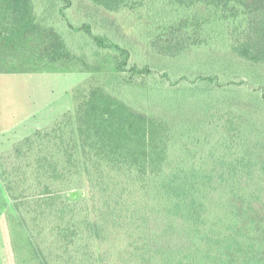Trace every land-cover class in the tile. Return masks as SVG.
Masks as SVG:
<instances>
[{"label": "trees", "instance_id": "16d2710c", "mask_svg": "<svg viewBox=\"0 0 264 264\" xmlns=\"http://www.w3.org/2000/svg\"><path fill=\"white\" fill-rule=\"evenodd\" d=\"M61 1L59 15L66 18L73 1ZM86 2L124 21L128 32L129 20L156 26L151 25L156 32L150 45L140 38L142 55L152 47L174 56L214 43V29L222 25L235 56L264 63V0ZM147 7L156 9L154 16L141 13ZM39 18L34 0H0V73L99 76L106 64L96 57L121 51L125 59L104 81L93 78L84 85L74 112H63L2 156L13 199L9 210L35 250L33 258L13 264H264V132L261 123L262 129L256 122L250 126L248 104L211 108L207 131L196 130L189 138L160 116L145 113V106H130L110 83L116 80L120 89V81L126 86L159 79L204 81L208 90L233 84L236 93L248 94L253 88L246 78L211 72L170 79L167 69L141 63L87 23H69L92 38L91 52H75ZM173 139L210 146L178 142L176 151ZM197 151L205 157L198 160ZM84 180L90 196L74 198Z\"/></svg>", "mask_w": 264, "mask_h": 264}, {"label": "rangeland", "instance_id": "374dc122", "mask_svg": "<svg viewBox=\"0 0 264 264\" xmlns=\"http://www.w3.org/2000/svg\"><path fill=\"white\" fill-rule=\"evenodd\" d=\"M72 1V6L66 9V18H63L59 15L61 0H34L36 13L40 16L39 20L48 23L49 26H54L71 50L75 51L80 48L83 51L91 52V36L86 32L74 31L69 26V23L76 26L87 23L91 24L92 30L99 35L101 34L111 41L115 39V43L133 52L135 58H138L141 63L167 69L170 79H175L179 75L192 77L200 73L215 72L222 74L225 79L241 75L239 77H245L251 88L257 89L248 90V94H238L233 90L235 87L233 84L226 86L224 91L220 87L208 90V87L203 85L208 86L209 84L204 81H200L204 83L198 82L195 85L188 80L170 84L166 79L143 81L128 86L120 81L119 89L118 82L111 79L110 83H116V90L123 95L122 99L130 106L134 107L135 104L145 106L147 108L145 113L160 116L166 123L191 138L192 132L196 130L198 133L202 131L203 135L207 131L205 121L211 108L219 109L220 103L229 102L236 105L248 104L246 115L250 126L256 122L254 125L261 128L259 124L261 123L263 125V129H261L264 132V102L259 101L264 94V63L235 56L229 47L227 48L225 41L227 32L224 26L220 25L214 29L217 37L214 43L191 47L174 56L161 55L152 47L149 50V55L145 56L140 52L144 45L140 38H146L150 45V38L156 32V28H151V25L154 26L153 24L145 23L144 26H140L139 23L136 25L135 22L129 20L133 28L128 32V28L124 27L125 23L122 24L124 21L106 13L96 4L91 2L88 4L86 0ZM149 1L153 3L157 0ZM154 7H159V5ZM141 13L154 16L156 9L151 10L147 7L142 9ZM137 28L141 33L136 35ZM110 54L115 56L107 55V59L103 58V60H100V56L96 57L100 64L102 61L106 64V70H103V74L100 73L99 76L94 72L87 71H45L36 72L33 75L25 73L19 77H24V79H18V81L9 80V75H6L8 77L0 76V264L18 263L25 258L35 256V250L30 240L25 237L21 223L13 210H9L13 208V199L7 190V183L2 174V156L5 157L14 143L38 129V126L48 125L67 110L74 112L75 103L83 95L84 85L93 78L104 81L103 79L106 78L103 77L108 74L107 71L113 72L112 67L125 59V55L121 51H117V54L110 52ZM139 78L145 79L146 77ZM237 80L240 79L237 78ZM22 93H29V96L36 98H30L29 104H27L21 98ZM53 98L54 100H52ZM10 110L20 116L27 110L31 111L30 114L33 113L32 116H34L31 119L37 122L18 127L16 124L18 122L15 121L19 117L11 115ZM38 111L43 112L38 115L36 113ZM18 124L20 125V123ZM172 142L176 144L172 150L176 151H180L178 142L188 143L177 139H173ZM188 144L205 148L210 146V143L200 142V140L194 143L190 141ZM197 155L198 160L205 157L202 151H197ZM76 191L77 197L88 198L90 196L88 182L84 180V187Z\"/></svg>", "mask_w": 264, "mask_h": 264}, {"label": "crops", "instance_id": "0c3cea01", "mask_svg": "<svg viewBox=\"0 0 264 264\" xmlns=\"http://www.w3.org/2000/svg\"><path fill=\"white\" fill-rule=\"evenodd\" d=\"M23 74H25V73H13V74H10V73H0V76L1 77H8V76H6V75H9L10 76V79L9 80H13V81H15V80H17L18 81V79H20V80H23L24 79V77H22V78H19L20 76H22ZM28 74H34V73H28ZM31 76V75H30ZM31 78V77H30ZM24 83V82H23ZM22 100L24 101V102H26L27 104H29V100H30V98H33V99H35L36 97H32V96H29V93H22ZM52 100H54V98L52 99ZM54 103V102H53ZM44 111V110H43ZM43 111H38V112H36L38 115L39 114H41ZM10 113H11V115H13V116H18L19 117V119L18 120H20V121H18V120H16L15 122H18V123H20V125L18 124V123H16L17 124V126L19 127V126H26L27 124L28 125H30V124H32V123H34V122H37V121H34V120H32L31 118H34V116H32L33 115V113L32 114H30L31 113V111L30 112H28V110H27V112H25V113H23L22 114V116H20L18 113H16V112H14L13 110H10L9 111ZM32 116V117H31ZM22 118H24V119H22ZM25 119H26V121H25ZM25 121V122H24ZM23 122H24V124H23ZM39 127H42V126H38V128ZM37 128V127H36ZM35 129V128H34ZM33 132V131H32ZM31 133V132H30Z\"/></svg>", "mask_w": 264, "mask_h": 264}, {"label": "water", "instance_id": "95a60500", "mask_svg": "<svg viewBox=\"0 0 264 264\" xmlns=\"http://www.w3.org/2000/svg\"><path fill=\"white\" fill-rule=\"evenodd\" d=\"M77 195H78V193H77V191H75V192L73 193V195H72V196H73L74 198H76V197H77Z\"/></svg>", "mask_w": 264, "mask_h": 264}]
</instances>
